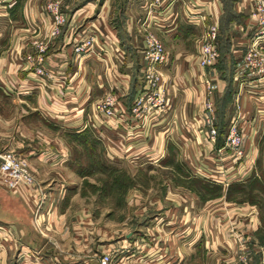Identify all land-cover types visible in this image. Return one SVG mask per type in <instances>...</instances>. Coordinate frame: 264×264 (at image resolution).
Wrapping results in <instances>:
<instances>
[{
  "label": "crops",
  "instance_id": "crops-1",
  "mask_svg": "<svg viewBox=\"0 0 264 264\" xmlns=\"http://www.w3.org/2000/svg\"><path fill=\"white\" fill-rule=\"evenodd\" d=\"M47 1L18 0L15 5L16 0L13 4L10 0H0V146L13 152L21 149L22 153H16L28 159L35 177L34 185L19 187L16 191L24 201L26 214L15 216V222H0V226H9L13 231L12 239L0 250V264H79L88 252L87 240L82 239L80 216L67 213L72 199L57 203L63 186L69 190L74 187L69 184H75L70 178L75 176L76 169L70 145L65 141L74 133L89 129L101 142L107 160L163 167L161 160L175 154L189 178L220 182L224 170L217 163H220L219 155L227 151L219 154L217 150L223 146L233 114L232 97L222 108L221 99L226 90L223 70L217 66L200 68L195 62L203 24L210 21L218 25V49L223 37L222 25L228 29V55L234 66L233 77L235 69L237 77L236 81L232 78L231 95L238 91L240 82L246 81L240 98L239 124L245 137L246 155L236 159L233 164L236 172L229 177L228 184L245 185L255 178L264 182V78L259 80L255 75L238 72L247 49V37L255 27L253 6L248 1L196 0L203 10V19L195 25L186 20V13H192L195 19L198 17V12L186 6L187 0H163L169 8L166 26L154 30L160 39L175 41L181 47L179 51L169 52L168 62L162 67L168 92L174 98V111L170 119L166 115L152 127L155 134L151 145L147 141L152 130L148 135L147 126L128 119L127 114L142 83L144 31L141 23L153 0H60L67 22L53 37H50L51 19L44 8ZM94 33L97 43H106L104 48L94 47L90 55L87 51L74 52L77 44ZM34 39L48 41L47 75L44 76L34 74L24 60L34 50ZM204 75L214 76L216 127L223 125L219 144L209 143L202 130L201 115L206 99L201 83ZM108 91L118 93L123 110V118L115 128L106 124L94 107ZM1 97L8 100L3 105ZM166 117L168 121L164 122ZM162 136L166 138L163 146L158 144ZM161 152L163 158L155 162ZM227 166L229 169V163ZM199 169L204 175L195 174ZM177 188L185 193L169 190L164 198L168 202L164 217L155 218L165 221L169 239L186 234L184 239L190 238L188 245L190 249L193 246L194 257L204 253L207 257H218L226 251L228 261L244 252L250 264L263 263L264 221L257 204L231 202L223 193L216 199L199 201L201 208L196 212L192 210V203L198 196L174 186ZM42 190L46 193L43 206L46 213L39 215L43 224L37 232L44 236V241L37 247L33 244L37 233L32 229L30 214ZM225 219L235 222L236 231L229 230ZM157 226L161 230L160 224ZM132 235L127 231L123 238L117 264L137 261L125 246ZM139 239L136 242L140 245ZM106 245L107 251H114L113 244ZM154 246L149 247L152 250L144 249L146 257L153 252L154 264H177L179 255L173 248ZM53 247L63 256H55Z\"/></svg>",
  "mask_w": 264,
  "mask_h": 264
},
{
  "label": "rangeland",
  "instance_id": "rangeland-1",
  "mask_svg": "<svg viewBox=\"0 0 264 264\" xmlns=\"http://www.w3.org/2000/svg\"><path fill=\"white\" fill-rule=\"evenodd\" d=\"M224 16L227 17V14ZM221 28V36L223 37L219 47L220 49L218 50H220V58L222 57L223 59V68L227 67V69L221 72L222 78L226 83L225 89L227 90L230 80L232 86L234 66L228 55V29H225L223 25ZM160 40L164 44L168 55H170L169 52L171 50L177 49L179 51L181 47L175 41L172 43L162 38ZM220 62L222 63V61ZM232 96L233 95H231V97ZM1 99L2 105L8 101L2 97ZM173 105L174 98L172 97V109ZM222 106L224 108L225 103ZM173 111L174 110H172V112ZM172 112L167 114L169 119L172 117ZM167 121L166 117L164 122ZM154 134L155 127L151 132L150 141H147L148 145L153 143ZM85 138L86 139L78 140V138L69 136L65 139L70 145L71 160L76 169L75 176L70 178V181L75 184H69L70 187L72 185L74 186L69 190L66 189L64 185L61 193L62 196L58 195L59 202H57L59 204L65 199L66 201L72 199L70 202L71 206L68 207L67 213L80 216L82 239L85 241L87 240L89 249H86L88 252L80 259L82 262L80 261L81 263L79 264H97L94 259L106 253L111 254L113 264H117L116 261L118 262L121 256L120 250L123 244L122 240L125 238L127 231L131 232L133 235L129 238V243L125 242V246L126 248L128 247L130 254H133L132 259L137 260L134 263L129 262V264H154L153 258H155V256L153 252H150L147 257L144 256V249L148 248L152 250L149 247H153L154 244H156L154 246L155 248H173L179 255L175 262L177 264H229L241 257H245L247 259V264H250L249 256L244 252L236 254L235 259L228 261L226 259L229 255L226 251L218 254V257H211L210 255L207 257L205 253L203 255L198 254L194 257L192 254L194 251L193 246L190 249L188 245L190 238L187 237L188 239H184L186 234L183 233L175 238L169 239L170 234L165 221L160 220L159 222V220L155 219L156 217H164L163 211L168 208V202L164 198L168 195L169 190L181 195L185 193L182 189H174V186H180L198 196V199L193 200V211L197 212L200 210L201 202L199 201L204 199H216L224 193L228 201L236 203V200H239L240 202L245 201L257 204L258 208L261 209L262 219L264 221V189L262 188L264 187V182L262 179H258L256 184L250 183V185L253 184L252 188L247 186L248 183L245 184V188L241 191H227L228 185L230 184H228V180H230L229 177L236 172L233 169L234 166H236V164L233 165L236 162V158H233L230 150L226 149L227 152L224 153V155H219L220 163H217L222 170H224L222 178L218 180L220 182L217 183L222 189L211 191V189L206 188V186L188 177L187 173L183 171L182 165L175 154H171L166 161L161 162L160 165L163 167L148 163L131 164L121 161H111L105 158L100 141L92 136ZM165 141L166 138L162 136L161 142H158V144L163 146L166 144ZM243 145L245 149V143H243ZM157 147L160 148V145ZM0 148L5 149L2 146H0ZM15 150L16 152H23L21 149ZM223 161L226 163L224 164ZM227 163H229V169ZM77 175L80 179L77 178ZM18 189L8 190L0 186V222H15V216L19 217L26 214L24 201L16 193ZM55 193L57 194L58 191H55ZM38 196L40 198L35 203L36 205L33 213L30 214L33 220V227L35 228L32 227V229L37 233V236L35 234L33 237V244L37 247L44 241V236L40 232H37V230H39V226L43 224V221L39 220V215L44 212L46 213L43 209L46 193L42 190L39 192ZM211 208L210 206V209ZM232 213L233 212H230L229 215H233ZM225 221L228 223L229 230L236 231L234 221L231 220L229 222L228 219H225ZM187 223L185 225H188ZM158 224H160L161 230L158 229ZM146 228H149V230L147 231ZM137 233L141 235L138 236ZM138 237H140V245L136 242ZM106 244H113L112 247H114V251L113 249L107 251ZM52 250L55 256H63V253L56 252L54 247ZM262 264H264V261Z\"/></svg>",
  "mask_w": 264,
  "mask_h": 264
},
{
  "label": "built area",
  "instance_id": "built-area-1",
  "mask_svg": "<svg viewBox=\"0 0 264 264\" xmlns=\"http://www.w3.org/2000/svg\"><path fill=\"white\" fill-rule=\"evenodd\" d=\"M253 6V17L255 20L254 32L247 37V49L243 55L242 63L238 68L239 73L255 75L259 80L264 78V0H246ZM15 0H10L14 3ZM186 6L191 11L198 12L196 19L192 13H186L188 23L197 25L203 19V10L196 3V0H187ZM195 7H197L195 9ZM45 11L51 19L50 37L57 35L60 29L66 24L67 17L62 12L60 0H49L46 2ZM168 5L163 0H153L147 10L146 17L141 25L144 31V45L142 52V83L138 93L131 101L127 114L128 119L135 120L147 126V134L150 135L152 127L162 121L165 115L172 112V97L168 92L166 76L162 67L168 62L169 55L164 44L157 36L156 30L166 26ZM200 9V10H199ZM200 13V14H199ZM96 34L87 35L79 44L74 47V52H86L91 54L94 47L104 48L106 43H97ZM218 25L215 22L203 24L199 37V49L195 62L200 68H215L219 59L218 50ZM33 52L25 55V63L38 76L47 75L45 61L48 50V41L34 39L32 41ZM214 76L204 75L202 86L205 90L206 99L202 108V127L208 142L216 143V104L213 99L212 80ZM236 81V69L234 72ZM246 81L240 82L238 91L232 96L233 114L226 128L223 146L218 148L220 154L226 149L231 151L233 158H243L246 154L244 145V133L240 129L242 118L241 96ZM95 111L103 118L106 124L117 127L119 120L123 118V110L119 104V95L116 92L108 91L95 105ZM173 113V112H172ZM150 137V136H148ZM109 144V143H108ZM163 152L155 158L158 162L163 157ZM195 172L196 175L204 174ZM35 178L31 171L29 161L26 157L13 151L0 148V186L8 190H16L22 186H32ZM12 229L9 226H0V250L4 248L5 242L12 239ZM97 264H113L111 254L106 253L95 259ZM229 264H247V259L241 257Z\"/></svg>",
  "mask_w": 264,
  "mask_h": 264
},
{
  "label": "trees",
  "instance_id": "trees-1",
  "mask_svg": "<svg viewBox=\"0 0 264 264\" xmlns=\"http://www.w3.org/2000/svg\"><path fill=\"white\" fill-rule=\"evenodd\" d=\"M17 3H18V0H16V3H15V5H17ZM222 52H223V50H222ZM220 61H222V63L220 62ZM221 63V64H220ZM222 65V66H221ZM216 66L218 67V68H220L221 70H224V69H227V67H225V68H223V59H222V57L220 58V56H219V59H218V63L216 64ZM231 90H232V86H231V80L229 81V86L227 87V90H225V94H224V96L222 97V99H221V106L225 103V104H227V103H229L230 101H231ZM227 91V92H226ZM222 108H223V106H222ZM217 135H218V137H217V141H216V144L218 143L219 144V140L221 139V138H219V135H220V133H221V131H222V129H223V125H222V123L221 124H218L217 125ZM73 138H78V140H81V139H86L85 137H93V135H92V133H91V131L89 130V129H85V130H83V131H81V132H79V133H74L73 135H71ZM94 138V137H93ZM168 158H164V159H162L161 160V162H163V161H166ZM192 179H194V180H196L197 182H199L200 184H202L203 186H206V188H208V189H211V191H215V190H220V189H222L221 188V186L219 185V184H216V183H210V182H206V181H203V180H201V179H198V178H192ZM258 182V179H253V180H251L250 182H248L247 184V186L249 187V188H252V185L253 184H251L250 185V183H254V184H256ZM245 186L246 185H236V184H229L228 185V189H227V191H230L231 192V190H236L237 192L238 191H241V190H243L244 188H245ZM259 186H260V184H259ZM264 186V185H263ZM263 189H264V187H262ZM229 193V192H228Z\"/></svg>",
  "mask_w": 264,
  "mask_h": 264
}]
</instances>
